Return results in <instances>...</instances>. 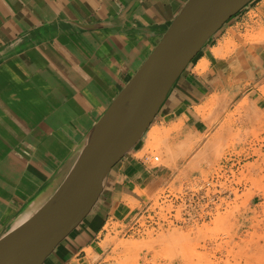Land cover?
Returning <instances> with one entry per match:
<instances>
[{"label":"crops","instance_id":"crops-1","mask_svg":"<svg viewBox=\"0 0 264 264\" xmlns=\"http://www.w3.org/2000/svg\"><path fill=\"white\" fill-rule=\"evenodd\" d=\"M186 1L0 0V235L35 197L42 203ZM241 14L264 23V0H253L218 33ZM217 47H203L151 128L168 130L173 141L206 131L199 111L215 94L208 81L219 80L215 72L228 62L214 54ZM201 61L206 70L197 71ZM139 151L111 169L91 212L43 264H102L106 237L145 203L141 193L169 174L136 157Z\"/></svg>","mask_w":264,"mask_h":264},{"label":"rangeland","instance_id":"rangeland-1","mask_svg":"<svg viewBox=\"0 0 264 264\" xmlns=\"http://www.w3.org/2000/svg\"><path fill=\"white\" fill-rule=\"evenodd\" d=\"M246 19L209 41L228 62L208 81L206 131L173 141L150 125L133 148L169 174L141 193L152 205L139 227L106 237L102 264H264V23Z\"/></svg>","mask_w":264,"mask_h":264},{"label":"water","instance_id":"water-1","mask_svg":"<svg viewBox=\"0 0 264 264\" xmlns=\"http://www.w3.org/2000/svg\"><path fill=\"white\" fill-rule=\"evenodd\" d=\"M252 1L185 2L87 131L65 171L52 181L48 196L28 217L0 235V264L44 263L91 212L109 172L141 140L190 62Z\"/></svg>","mask_w":264,"mask_h":264},{"label":"bare ground","instance_id":"bare-ground-1","mask_svg":"<svg viewBox=\"0 0 264 264\" xmlns=\"http://www.w3.org/2000/svg\"><path fill=\"white\" fill-rule=\"evenodd\" d=\"M251 3V2H250ZM229 21V20H228ZM227 23V22H226ZM264 46V45H263ZM224 47H225V42L224 43H222L219 47H217V48H215L213 51H214V54L216 55V56H220V54L222 53V51H223V49H224ZM193 61V60H192ZM192 61L190 62V64L192 63ZM189 64V65H190ZM189 65H188V67H189ZM205 63L203 62V61H201V62H199V64L197 65V67H196V70L198 71V70H204V68H205ZM187 69V68H186ZM243 71V70H242ZM151 125V124H150ZM149 128V127H148ZM145 134V133H144ZM143 134V135H144ZM142 138H143V136H142ZM186 141V140H185ZM208 145V144H207ZM178 147V146H177ZM179 148V147H178ZM170 150V149H169ZM168 150V151H169ZM131 151V150H130ZM129 151V152H130ZM173 151V150H172ZM171 151V152H172ZM128 152V153H129ZM173 153H174V151H173ZM156 157V159L154 160V158ZM155 157H153V160L154 161H158V157L157 156H155ZM185 157V156H184ZM54 184V183H53ZM52 187H53V185H52ZM51 187V188H52ZM49 194V193H48ZM48 196V195H47ZM46 196V197H47ZM45 197V198H46ZM40 201H41V197L40 196H37V197H35L28 205H27V207L24 209V211L22 212V213H20V215H19V217L17 218V220H16V222H15V224L16 223H18L19 221H21V220H23V219H25L26 217H28L41 203H40ZM43 202V201H42ZM143 206V205H142ZM14 224V225H15ZM13 225V226H14Z\"/></svg>","mask_w":264,"mask_h":264},{"label":"built area","instance_id":"built-area-1","mask_svg":"<svg viewBox=\"0 0 264 264\" xmlns=\"http://www.w3.org/2000/svg\"><path fill=\"white\" fill-rule=\"evenodd\" d=\"M156 157L154 158V160ZM151 203L146 202L145 205L138 207L134 210V212L131 214V216L121 225L120 231L124 234L132 233L134 232L137 227V223L140 221V219L145 215V213H150V207Z\"/></svg>","mask_w":264,"mask_h":264}]
</instances>
